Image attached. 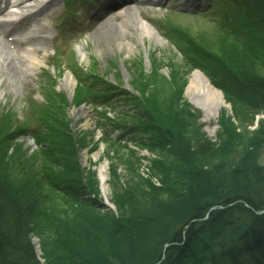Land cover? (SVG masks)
Segmentation results:
<instances>
[{
	"label": "rangeland",
	"instance_id": "obj_1",
	"mask_svg": "<svg viewBox=\"0 0 264 264\" xmlns=\"http://www.w3.org/2000/svg\"><path fill=\"white\" fill-rule=\"evenodd\" d=\"M179 17L176 22L187 27L194 34H199L209 49L206 58L204 56L206 52L202 53L200 49L197 50L200 58L197 59L199 68H195L197 66L195 59L192 60L187 49H179L171 43H162L160 39L153 37L147 39L136 37L137 39L131 41L128 46H124V50L120 52L115 48L114 42H110V47L106 44V38L100 36L99 47L101 48L103 44L107 45L104 48V56L100 58L95 52L97 42L89 36L86 41L88 46L92 42V51L85 53L86 58L83 59V64H89V55L95 54L98 60L95 63L99 71H103L105 77L112 80L117 77L116 74L121 73L122 85L125 88H128V85L130 88L128 94L137 95L139 99H141V94L144 95L142 100L148 99L147 101L155 106L154 110L163 111L159 115L160 119L167 128L171 129L172 133L177 135L176 138L180 136L182 141H187L185 147L189 149L184 148L183 150L188 157L190 154L193 157L191 146L198 143L208 146L203 142L206 141L214 148L220 146L217 154L214 153L210 159L221 161L228 168L245 154L250 156L256 164L264 166V114L252 116L251 112L237 100L226 95L223 90L214 85L216 89L222 91L224 103L220 106L217 116L205 122L202 113L191 104L186 92L192 73L207 66L209 55L219 60L222 53L228 55V49H233V45L236 48L238 46L219 35L217 32L219 28L209 17ZM115 20L121 21L122 18L116 17ZM181 51L184 54H181ZM137 59L141 64L138 68V70L141 68L140 72L137 71L138 65L132 69L129 63ZM146 59H153L154 69H151V64ZM119 61H123L127 67L131 66L132 75L127 72L128 74L124 76L119 70ZM255 68L258 72L264 73L259 64ZM201 74L210 83L212 82L207 73L202 72ZM0 85L2 86L0 88V136H2V133L8 129L9 118H12L11 111L15 116L20 115L21 122L24 120L31 122L34 119L31 106L35 103V99L42 98L39 93V98L37 97V92L30 93L27 89L29 85L15 81V75L5 79ZM135 85H138V88ZM31 86L34 87V85L30 84V88L33 89ZM72 98L73 106L63 96V104L59 109V111H65L64 114L68 120L64 118L65 123L61 124L63 114L59 115V111L56 114L53 112L48 120L50 121L48 127L52 126L54 129L53 135L60 127H63L61 130L70 131L72 139L80 142V148L75 157L78 166L76 175L80 176L84 185L83 190L87 192V197L90 196L93 203L80 202L64 194V190L56 189L55 186L51 187L46 182L41 184V177L36 175V171L45 174L49 167L45 169L44 166H39L37 156H28L30 159L34 158L35 162L33 160L31 162L30 159L25 161L22 158L24 148L19 145L15 148L19 151L14 159L19 163L22 162L26 167L25 176L23 175V178L19 176V183L28 182L30 186L34 177L32 173H35L36 177L34 180L37 182H35L37 187L31 193L34 194L37 205L32 213V231L29 233V238L37 253L35 255L42 264H47L46 251L53 257V264H81L84 260L90 264L96 261L97 256L101 259L102 255L107 253L115 254L119 249H123V243L116 231L113 233L109 230L111 226L152 214L163 202L174 198L177 192L188 188L189 184L194 181L191 177H195L194 173H189L195 162L193 163L184 154L181 158L171 147L155 149L148 144L142 145L139 136L135 137L138 139L131 141L134 138L133 133L125 141L119 140V142L112 138L101 140L102 129L98 124L103 120L100 116L96 118L94 107H89L88 101L84 102L83 95L78 92L77 88ZM139 99L134 104L139 103L140 108L144 110ZM83 104L85 106L80 111H83V114L76 113L75 109ZM123 104L132 105V101L123 99L121 103L118 102L117 107L113 109L114 112L116 109L125 111L129 105L124 106ZM110 118H106V121L109 122ZM122 119L125 120V118ZM46 132L47 127H43L39 133L45 134ZM46 142L49 146L44 149L45 154L50 158H59L60 154L54 149L55 140ZM14 144L15 141L10 140V137L9 139L0 138V147H5L2 150L7 149L4 163L10 171L11 154L15 151ZM62 156L66 157L65 153ZM1 164L3 166V156ZM104 164L108 166V176L102 180L99 168ZM203 165L204 162L200 160L198 166L203 168ZM63 173L65 175V172ZM104 185L107 188L106 192L103 191ZM213 207L216 206H211L207 212L210 213Z\"/></svg>",
	"mask_w": 264,
	"mask_h": 264
},
{
	"label": "trees",
	"instance_id": "obj_2",
	"mask_svg": "<svg viewBox=\"0 0 264 264\" xmlns=\"http://www.w3.org/2000/svg\"><path fill=\"white\" fill-rule=\"evenodd\" d=\"M261 15L259 27H250L247 33L242 34V42L225 37L237 48L233 45L234 50L228 49V55L222 53L219 60L209 56V62L204 66L213 84L237 100L254 117L264 114V73L255 68L259 64L264 70V12ZM253 17L256 19L258 15ZM147 100L144 110L137 103L136 110L130 114L138 121L137 126L143 129L142 145L148 144L155 149L171 147L181 158L187 156L196 164L192 165L189 172L194 173L195 177H191L194 181L188 188L177 192L174 198L163 202L152 214L111 226L109 230L119 235L123 249L115 254L102 255L101 259L97 256L96 261L92 262L264 264V234L258 229L259 225L264 227V212L255 214L242 203L246 202L255 210L264 208V166L256 164L245 154L228 168L221 161L210 159L214 153L217 154L220 146L214 148L206 141L203 142L208 146L199 143L191 146L193 157L191 154V158L188 157L183 150L188 148L185 147L187 141H182L180 136L176 138L177 135L160 119L159 115L163 111L154 110L155 106ZM60 123H65L63 116ZM61 128L51 138L55 140L54 149L60 154L56 159L57 165L49 167L45 174L36 171V175L41 177V184L46 182L80 202L93 203L83 190L80 176L76 175L78 166L75 157L80 142L72 139L70 131L65 132ZM2 148L5 147H0V264H42L29 238L32 213L37 205L31 193L37 187L35 173L30 172L34 176L32 185L28 186V182L19 183V176H25L26 168L22 162L14 159L19 149L11 154L10 171L4 163L7 149ZM64 153L66 157L62 156ZM27 156L26 152H22L25 161L30 159ZM30 160L35 162L34 158ZM200 160L204 162L203 168L198 166ZM36 167L39 169L38 165ZM211 206L217 207L204 219ZM242 255L247 257L242 259ZM46 259L47 264L54 263L47 251ZM81 264L88 263L84 260Z\"/></svg>",
	"mask_w": 264,
	"mask_h": 264
},
{
	"label": "bare ground",
	"instance_id": "obj_3",
	"mask_svg": "<svg viewBox=\"0 0 264 264\" xmlns=\"http://www.w3.org/2000/svg\"><path fill=\"white\" fill-rule=\"evenodd\" d=\"M238 1L239 3L237 4H240V3L243 4V2H246L249 8V12L253 14H257V13L261 14L262 12H264V1L260 2V0H249L252 4L257 5L256 7H253V5L249 4L246 0H238ZM227 8L232 9V7L229 4L227 5ZM233 11H235V9H233ZM134 12L130 11V13L126 15L125 23H122L121 25L118 26V28L114 32L108 34V37L112 41L106 40V44L110 42H114L115 47L125 46L126 40L124 37V33H128L130 36H136L138 38L142 37L143 35H146V33L154 34L152 30L153 28H151L148 24H146L141 19H139L136 16V13ZM130 26H131L130 30H125L127 27H130ZM221 36L225 37L224 35H221ZM230 38H235V36L231 35ZM99 44H100V40L98 41L96 45L97 49L95 50V52L97 56L101 58L102 56H104V47L106 46V44H103L101 48L99 47ZM74 79H75L74 75L69 72L68 74H66L63 82H61V84L66 88L67 93H70V96H72V94L75 92L73 89V87L75 86ZM186 92L189 97V101L197 110H199L202 113V116H203L202 118H203V121L205 122L210 121L215 116H217L220 106L224 103L222 91L216 89L214 85L211 84L209 80L206 79L204 75L198 71H195L194 73H192L189 79V83L187 85ZM82 108L83 106L81 107L79 106L78 108H76L75 109L77 110L76 113L82 115L83 111L80 112ZM0 138L3 139L6 137L0 136ZM42 160H46V159L43 158ZM99 174L102 180L107 178L108 166H106V164L100 165ZM103 191L104 192L107 191V188L105 185L103 186ZM242 203L244 204L245 207L251 208V210H253L255 214H261L264 212V208L255 210L254 208L250 207L246 202H242ZM208 214L209 213L205 214V216ZM258 229H260L261 234H264L263 226L259 225ZM246 257L247 256L242 255V259H245Z\"/></svg>",
	"mask_w": 264,
	"mask_h": 264
}]
</instances>
